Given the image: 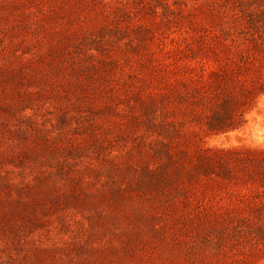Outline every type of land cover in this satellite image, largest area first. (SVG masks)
<instances>
[{
  "label": "rangeland",
  "instance_id": "374dc122",
  "mask_svg": "<svg viewBox=\"0 0 264 264\" xmlns=\"http://www.w3.org/2000/svg\"><path fill=\"white\" fill-rule=\"evenodd\" d=\"M0 264H264V0H0Z\"/></svg>",
  "mask_w": 264,
  "mask_h": 264
}]
</instances>
